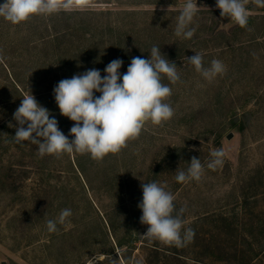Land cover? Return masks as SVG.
Returning a JSON list of instances; mask_svg holds the SVG:
<instances>
[{
  "label": "rangeland",
  "instance_id": "374dc122",
  "mask_svg": "<svg viewBox=\"0 0 264 264\" xmlns=\"http://www.w3.org/2000/svg\"><path fill=\"white\" fill-rule=\"evenodd\" d=\"M90 1L68 15L33 16L15 25L0 17V264L105 259L93 256L111 252L97 228V206L105 215L125 218L118 232L123 236L144 225L141 184L153 181L167 185L176 211L186 209L184 226L195 232L186 245L187 264H264L263 14L246 27L225 25V17L208 12L219 10L216 0H197L195 34L183 39L174 34L183 4ZM89 9L96 13L86 14ZM131 9L134 14L125 13ZM153 46L176 63L180 76L176 84L162 78L172 89L166 100L174 110L170 120L147 122L138 138L99 162L77 153L41 158L37 146L15 142L13 114L22 98L32 94L73 139L74 122L60 114L54 99L58 82L92 68L103 77L117 58L123 74L132 58H149ZM195 53L205 67L217 59L226 71L206 80L187 63ZM216 149H223L224 163L212 170L207 164ZM193 157L204 165L201 179L178 183L177 169L186 171ZM76 163L82 175L74 172ZM63 209L72 215L49 232L47 221H58ZM141 227L146 233L148 226ZM114 255L120 258L121 250L115 248ZM144 255L135 251L132 263L145 264ZM104 262L119 264L113 257Z\"/></svg>",
  "mask_w": 264,
  "mask_h": 264
},
{
  "label": "clouds",
  "instance_id": "9594fccd",
  "mask_svg": "<svg viewBox=\"0 0 264 264\" xmlns=\"http://www.w3.org/2000/svg\"><path fill=\"white\" fill-rule=\"evenodd\" d=\"M86 3L87 0H4L0 4V17L15 25L33 16H51L81 8ZM247 3L248 0H216V7L222 17L246 27L249 19ZM254 3L264 8V0H254ZM199 8L197 0H185L176 18L175 36L183 39L194 36L196 29L192 24ZM186 60L208 81L226 71V66L217 59L205 67L199 53L186 57ZM122 65L123 61L117 58L105 67L103 77L100 70L92 68L62 79L54 87V99L60 114L74 122L69 133L73 137L71 140L59 129L58 121L49 110L32 94L22 98L13 114L18 125L15 142H30L37 146L41 158L45 155L60 158L64 154L77 153L89 154L99 162L109 154L119 153L130 140L138 138L147 122L160 125L170 120L174 110L166 100L172 89L162 83V78L166 77L170 84L180 81L176 63L169 61L160 47L153 46L149 58H132L123 74L120 72ZM224 155L223 149L211 151L213 159L207 167L215 170L222 166ZM203 173L204 165L199 158L193 157L186 171L177 169L175 179L178 183L199 181ZM141 187L140 222L148 226L144 235L168 246L185 247L191 243L195 232L184 226L182 217L186 209L182 207L176 211L175 197L166 190L167 185L153 181L143 182ZM71 215L70 209H63L58 221H47V230L55 232L57 222L64 224Z\"/></svg>",
  "mask_w": 264,
  "mask_h": 264
},
{
  "label": "trees",
  "instance_id": "16d2710c",
  "mask_svg": "<svg viewBox=\"0 0 264 264\" xmlns=\"http://www.w3.org/2000/svg\"><path fill=\"white\" fill-rule=\"evenodd\" d=\"M129 3L128 4H132L133 2H137L138 0H127ZM168 1V2H167ZM4 0H1L0 3H3ZM123 2V3H122ZM143 2V3H142ZM165 2L167 4L170 5H175V7H178L181 4L185 3V0H144L141 1L142 4L145 5H156V4H165ZM249 5H247L248 8V12L254 13L255 15L253 16L252 14H248L249 19H248V24L253 23V21L256 19V17H258V14H263L264 16V8H260L258 6L255 5L254 0H249ZM90 3H101V4H107V5H123L124 4V0H91ZM127 4V3H126ZM115 9H107L106 13H112ZM181 9H177V12L180 13ZM76 13H81L80 11H75ZM208 12L213 13V14H220V10L217 9H213L210 8L208 9ZM96 13L95 11H93L92 9H89L86 11V14H94ZM125 13L128 14H134L135 11L131 10H126ZM199 13V11L197 12ZM68 15L70 14L69 11L65 12V11H61V13H56L53 15ZM83 14H85L83 12ZM257 14V15H256ZM39 17H46V16H39ZM226 18V23L225 25H233L235 24L234 21ZM247 24V25H248ZM237 25V24H235ZM238 26V25H237ZM240 27V26H239ZM51 118V117H50ZM69 140H71L69 138ZM73 164V163H72ZM77 167L74 168V172L76 174H83L82 172V168L80 167V165H78V163H76ZM85 186V185H84ZM90 202V206H92V208H94L93 204ZM99 207L97 206V209ZM96 209V219L98 220L97 223V228L101 230L102 234L106 237L109 246L111 248V252H96L93 253V256H96L98 254H102L103 256H105L106 258H111L113 257L114 260L116 262H118L119 264H134V262L132 263L131 260V254L134 253L135 251H140L142 250L143 253H145L143 259H144V263L145 264H187V260L188 257L186 255V246L185 247H175V246H168L165 245L159 241H154V240H150L149 238H147L142 232L144 227V225H139L138 224V228L134 231L131 230V228H129L127 230V232L123 235L120 236L119 235V231L123 228L124 229V224L125 223V218L123 217H110L108 215H105L102 211L100 212L99 209ZM95 210V208H94ZM101 214H99V212ZM120 221L122 222L121 225H123L122 227H120ZM119 222V224L117 223ZM141 224V223H140ZM88 232H86L87 234ZM68 234H64V236H66ZM115 248L120 249L121 250V257H117L114 255L115 252ZM96 262L93 264H104L105 259L101 260V259H97L95 258Z\"/></svg>",
  "mask_w": 264,
  "mask_h": 264
}]
</instances>
